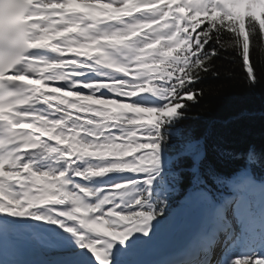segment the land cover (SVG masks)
<instances>
[{
  "label": "bare ground",
  "instance_id": "bare-ground-1",
  "mask_svg": "<svg viewBox=\"0 0 264 264\" xmlns=\"http://www.w3.org/2000/svg\"><path fill=\"white\" fill-rule=\"evenodd\" d=\"M99 1L100 3L96 5H101V8L98 7L86 19H84L86 13L94 9L91 7L92 5L87 6L89 5L87 3L60 0L59 2L62 5H59L55 2L43 0V2L34 4L30 9L29 32L32 33L35 41L34 47L37 46L38 50L40 49L38 52L39 56L34 60H26L27 56H25L24 65L15 71L14 77L22 79L33 86L32 97L28 106L25 107L27 110L24 109L18 114H10L4 117L13 124H16L15 126L25 127L29 130L38 139L40 146L37 149L20 155L19 159L14 158L10 162L9 167L5 169L4 177H0V219H5L10 226L13 225L14 234L17 237L25 239L30 245V252L15 259L21 264H152L153 257L159 251L166 249L164 248L159 251L151 249L153 246V242H151L153 238L151 236L158 230L157 228H159L160 223L153 225V227L151 226L150 230L148 229L149 227L146 228L141 233V231L137 230L138 227L135 228V225L131 229L128 226L121 225L113 214L114 203L120 197L118 194L119 187L125 183L118 180L116 181L118 184L115 182L108 183L107 180L110 179V174L112 177L119 179L126 172L121 166H109L105 164L108 161L107 156H109V160L111 159V163L117 162L124 155L145 150L146 146L135 145L131 150L123 148L120 145L122 143L121 136H115L112 139L111 129L98 130L93 126L97 121V118L93 119L95 117L94 114L84 112V115L79 117L75 122L73 112L69 113L56 108L58 106L65 108L66 105H70L71 101L75 100L79 104L85 103L86 106L92 109L114 107L116 112H119V104L117 106L107 104L114 103L103 101L99 98L103 92H106L100 89L107 87L105 84L111 80L107 76H111L113 80H119L117 76L118 71L103 67L106 55H110L108 48L106 45H102L96 38H92L88 32L90 31L89 26L95 24V17L100 20L106 19V22H109V18H113L108 15L110 11L114 13L115 18L118 17L120 20L123 18L127 19L128 17L124 16V11L129 5L125 3L126 0ZM45 2H49L50 4L43 5ZM242 3L244 10L251 13H254L256 7L264 6V0H242ZM55 15H59L67 23V29L63 35H60L59 31H51L55 24V21L52 19ZM137 16L138 18H136L135 22H143V15ZM110 24L112 25L113 22H110ZM111 32L113 39L121 37L129 40L138 33V29L134 27L133 30H127L121 27V30ZM122 42L129 44V42H125L124 40ZM127 44L124 47L131 54H136L138 52V48L136 47H140L141 45L138 43L135 47L134 45ZM56 49L63 50V54L65 55L64 61H57L55 63V61H51L53 60L51 57H45L47 53L43 51L48 52ZM72 54L84 55L86 57L82 58L84 65L78 62L81 60V57L78 58ZM69 55H71V58ZM91 55L98 57L99 62L101 61L97 68L85 66L91 60ZM55 58L58 59L59 55L57 54ZM106 69L108 71L112 69L116 72L112 76ZM105 70L106 73L103 72ZM74 71L77 73H74ZM84 71L88 74L81 73ZM77 77L100 82L92 84L78 83ZM117 82L115 81V84ZM67 109L71 108L67 107ZM120 109L122 112L130 114L136 111L140 112L125 105H121ZM95 115L99 118L102 117L98 114ZM25 121H28L30 125L23 126L19 123ZM51 137L57 140L56 143L50 141ZM142 139L144 138L127 135L125 141L132 142V140H135L146 143L145 139L144 141H140ZM67 143L74 144L76 146L75 150L65 148ZM102 143L103 146L100 145ZM107 144H114V146L109 147L108 150ZM114 152L116 154H113ZM89 156L91 157L88 158ZM95 157L100 159L96 160ZM71 158L74 159L73 167L67 166ZM102 162L104 164H97ZM63 173L66 176L64 179L61 177ZM80 178H82V181L79 180ZM241 181V179L235 181V186L243 185ZM113 189L116 191L108 193L109 190ZM86 196H89L87 198L90 200V203L87 202ZM61 197H66L70 201V208L64 212L57 211L51 207V202ZM249 202L250 212L253 215H259L258 206L264 205V184L263 187L253 190V194L249 195ZM207 207L204 197L200 196L194 200L191 204L192 215L195 216L193 226L186 223L188 220L184 217L183 224L174 233V239L170 237L174 241L170 242L171 246L167 247L168 249L174 247L178 241L192 237V235L196 237L197 234L203 232V227L210 219L209 213H207L209 208L207 209ZM10 211H16L18 214L14 215L15 212ZM42 211L46 212L50 217H43ZM32 212H40L38 214L40 217L30 218L32 215L37 216ZM107 215V218L114 221V224L123 226L122 230L120 228L115 229L116 236L121 235V237H126L132 232L131 237L128 238V245L124 246V248H119L121 245L119 247L117 245H112L111 247L110 245L111 248H116L119 252V255H117L116 251L115 257L111 259L107 258L111 257V255L97 253L96 247L94 250L92 246L90 250L85 249V251L77 252V249L75 250L76 247H74L75 245L71 242L72 240L67 242L66 239H62L63 235L61 234L63 232L56 225L68 216H73V220L76 223L79 217H86L84 219L91 224L94 218L103 221L105 219L104 216ZM48 218L54 219L56 223L52 225V223L46 221ZM172 219L173 216L163 221V225L160 226L163 230L158 231L165 233L167 231L166 227L171 224ZM175 221L176 219L172 222ZM29 222H33V224ZM94 224L101 227L99 223ZM134 228L138 233L134 232ZM261 233L263 236L264 230ZM46 235L51 236L50 241L46 240ZM103 235L104 237L108 236L104 233ZM130 238H132L133 244H130ZM104 242L102 240V245ZM160 243L163 245L164 241ZM45 244H48V246H45ZM140 246L147 247L148 250L146 249L145 252L141 250V252L137 248ZM72 250L73 253H71ZM147 253H149V256ZM248 261V264L264 263L253 259H249Z\"/></svg>",
  "mask_w": 264,
  "mask_h": 264
},
{
  "label": "trees",
  "instance_id": "trees-1",
  "mask_svg": "<svg viewBox=\"0 0 264 264\" xmlns=\"http://www.w3.org/2000/svg\"><path fill=\"white\" fill-rule=\"evenodd\" d=\"M195 39V61L183 70L188 81L171 86L161 127L169 154L188 143L204 148L197 181L219 190L241 168L264 171V17L210 15ZM189 164L176 163L180 194L191 182Z\"/></svg>",
  "mask_w": 264,
  "mask_h": 264
},
{
  "label": "rangeland",
  "instance_id": "rangeland-1",
  "mask_svg": "<svg viewBox=\"0 0 264 264\" xmlns=\"http://www.w3.org/2000/svg\"><path fill=\"white\" fill-rule=\"evenodd\" d=\"M206 1H208V0H183L182 1V3H181V5H183V6H181L180 5V8H177V15H178V17L180 16L181 17V19L183 18V15H184V13L186 12V11H188L187 9H189V8H192V9H195L196 11H202V12H205L206 10V8L207 9H211V11H215V12H222V13H224V15L226 16V15H229V16H231V14H233L234 13V10H235V13L234 14H236V13H238V12H242V13H244V14H246V15H251V16H253V17H256L257 19H259L260 18V16L262 15V14H264V6H262V7H256L255 8V11H254V13H251V12H247V11H245L244 10V8L242 7L243 6V3H242V0H213V3L214 4H212L211 6H207V7H205L204 6V4H203V2H205L206 3ZM215 1V2H214ZM232 7H234V10H232ZM183 27V26H182ZM183 28H185V27H183ZM171 31H172V28H171V30L169 31V36H170V33H171ZM86 32V31H85ZM87 33V32H86ZM141 39H142V41L143 42H147L149 45H152L153 44V42H154V39L155 38H153L152 39V37L151 36H147L146 37V35L144 36V37H141ZM152 42V43H151ZM144 48H146L145 46H143ZM148 52V51H147ZM151 55V58L153 57V53H150ZM73 56H76V57H81V60H79L78 62L80 63V64H82V65H84V63H83V60H82V58H86V57H84V55H77V54H72ZM71 55H69V57H70ZM144 56H146V55H144ZM71 58V57H70ZM150 58V60H149V62L147 63L149 66H153V68H150V67H148L147 68V70L145 71V77H146V79H145V81H143L142 83L143 84H146L147 83V81L149 80V78H154L155 76H157L158 74H163L164 73V69H162L163 67L160 65V64H158V62L156 63V65L155 64H152V59ZM70 60H72V61H74L73 59H70ZM69 60V61H70ZM66 61V60H65ZM98 61V66H99V64H100V62H99V60H97ZM148 61V59L146 60V62ZM71 62V61H70ZM34 64H35V62H33ZM110 64V65H108V64ZM31 64V63H30ZM164 64V63H163ZM107 65V66H106ZM103 67H106V68H112V69H116L117 70V68H116V66H113L112 65V63L109 61V60H107L106 58H105V65L103 66ZM101 70H102V68H100ZM109 70L108 71V69H106L107 70V72H109V74L110 75H114V72H116V71H114V70ZM106 70L105 71H103V72H105L106 73ZM165 75H166V73H164ZM119 78V77H118ZM139 83H140V81L138 82V83H136V84H134V85H132L131 86V89H128V90H130L131 92H132V90H133V87L135 86L136 88L138 87V85H139ZM107 87H105L104 89H106ZM147 90V89H146ZM104 91H106V90H104ZM132 93H134V92H132ZM145 95L147 96V99H146V97H145ZM133 96H135V98H134V100L135 101H137L136 103H135V105L136 106H138V107H142L141 108V110L142 111H146L149 115H151V117H153V120L152 121H150V124H148L147 122L145 123V125L143 124V123H141V122H139V123H137L138 121H136V122H132V124L133 125H137L138 126V128L137 129H139V130H145L146 129V131L148 132L147 133V138H148V140H149V143H145V150H143V151H140L141 153H138V157L137 158H139V160H138V172L139 173H141V174H144V175H146V174H148V172H153V173H156V172H158L159 170H163L164 171V169L166 170L167 168H168V166H169V162H170V159L168 158V156H167V154H166V152L164 151L165 150V147L162 145V140H161V138H160V136H159V132H158V129L154 126V123H155V118H154V116L152 115V114H154V111H153V105H154V103H155V101L154 100H156L157 99V97L154 95V93L153 92H150V94H149V92H147V91H145V90H140L139 89V91L138 90H136L135 91V93L133 94ZM149 97V98H148ZM124 98V95L122 94V99ZM126 99H128V98H126ZM132 100V99H131ZM151 101V102H148V103H145V101L147 102V101ZM130 103H131V101H129ZM140 105V106H139ZM72 107V106H71ZM72 109H73V107H72ZM90 109H92V108H90L89 106H86L85 107V112H88ZM99 109V108H98ZM104 109V108H103ZM95 113H96V111H97V109H92ZM99 110H102V109H99ZM61 111V110H60ZM140 111V110H139ZM117 113H119V112H117ZM125 113H128V112H125ZM137 114H139L140 116H141V111L140 112H136ZM96 114H98V115H100V116H102L101 118H99V117H97L95 114H94V118L93 119H95V118H97V121H96V124L95 125H93L96 129H98V130H109L111 127L113 128L115 125H118V126H121L120 125V123H119V121H118V119H116V118H111L110 120H108V119H106V117H105V115H101L100 113H96ZM148 115V116H149ZM90 118V117H89ZM103 118L105 119V120H103ZM62 121V120H61ZM101 121V122H100ZM63 122V121H62ZM142 124V126L143 127H141L140 128V125L139 124ZM132 128V127H131ZM143 138V137H142ZM145 139V138H144ZM144 139H142V140H140V141H144ZM146 140V139H145ZM116 144V143H115ZM100 145H102L103 146V143L102 144H100ZM108 145V150H109V147H111V146H114V144L112 145V144H107ZM194 146H190V145H186L185 146V149L183 150L185 153H190L191 151H193L194 150ZM146 149H148V150H146ZM137 153V152H136ZM110 154H112V153H110ZM113 154H116L115 152L113 153ZM135 154V153H134ZM133 153L132 154H130V155H134ZM140 161V162H139ZM200 196L198 195V196H196V197H194V198H192L191 199V201L190 202H188V203H185V204H183L182 206H181V208H180V210H177V211H175V209L173 210H171L166 216H164V217H162L161 218V220L160 219H152V218H149V217H147V216H145L143 219H142V221L144 222V226H146V227H149L148 229L150 230V228H152L153 227V224L152 225H150L149 226V224L148 223H155L154 225H157L158 223H160L159 224V228H157L158 230H163V228H160V226H162L163 225V221H166L167 219H169L170 217H169V214H171V213H173V219H172V221L173 220H175L176 219V221L178 220V222H172L171 221V224L170 225H168V227H166L167 228V231L165 232V233H163V232H159L158 230L151 236L152 238H153V240L151 241V242H153V246H152V250L153 249H155L156 251H159L160 249V247H162L164 244H165V241L164 240H168L167 242H166V245L169 243V242H171V241H174L173 239H174V233L176 232V230L183 224L182 222L184 221V217L188 220V222H186V223H189V225H191V226H193V223H194V217L195 216H193L192 215V208H191V204L194 202V200L195 199H197V198H199ZM129 203L130 204H125L124 206V209H123V212H125L124 213V215L126 214V215H128V216H131V215H133V216H137L138 215V211L140 210V209H142V208H144V206H143V203H142V201L140 200V199H137L136 197H134V198H132L130 201H129ZM133 203H134V206H133ZM147 208V207H146ZM254 208H255V206H254ZM190 209V210H189ZM130 211H133V212H130ZM120 215H121V213H120ZM122 216V215H121ZM128 216H125L124 218L125 219H127V218H129ZM166 218V219H165ZM165 219V220H164ZM186 220V221H187ZM44 221V220H43ZM46 221H51V223H53L52 222V220L50 219V218H48V219H46ZM45 221V222H46ZM65 221H67L66 219H65ZM63 222L62 224L64 225V226H62L63 228L64 227H67V228H65V230H70L71 231V237H70V241L72 240V241H75L76 242V248H75V250L77 249V252H81V251H85V249L87 250H90L92 247H94L93 249L95 250V247H96V249H98V250H96V251H98L97 253H100V254H107V255H110V254H108L106 251H99V249H104L107 245H109V244H112V239H111V237L107 234V233H104L105 235H108L107 237H104V235H103V233H100V232H91L90 233V230H88V229H81V228H78V223H76L74 220H73V222H71V221H68V222ZM142 225V224H141ZM152 226V227H151ZM172 226V227H171ZM157 227V226H156ZM155 228V227H154ZM143 232V230L141 231V233ZM170 232H172L171 234H170ZM73 233V234H72ZM80 233V234H79ZM89 233V234H88ZM138 233V232H137ZM66 234V233H65ZM93 234V235H92ZM132 234V233H131ZM130 234V235H131ZM135 234V233H134ZM169 234H170V236H169ZM172 235V236H171ZM92 236V237H91ZM97 238H96V237ZM95 237V238H94ZM110 237V238H109ZM130 237V236H129ZM170 237H173V239L171 238L170 239ZM110 240H109V239ZM123 237H121V239H122ZM105 239V240H104ZM120 238L118 239V240H116L114 243H116V242H120V240H121ZM131 240H130V244L132 243L133 244V240H132V238H130ZM93 240H94V242H93ZM97 240V241H96ZM100 240V242H98ZM102 240L103 241H105L104 243H103V245H102ZM83 241H84V243H83ZM127 241V239L125 238V240H124V242H126ZM162 241H164V243H163V245H161V243L160 242H162ZM95 242H98V243H95ZM109 243V244H108ZM113 243V244H114ZM93 244H94V246H93ZM96 244H97V246H96ZM106 244V245H105ZM73 245H75L74 243H73ZM115 245H117L118 247H119V244H115ZM165 245V246H166ZM88 246H90V247H88ZM92 246V247H91ZM103 246V247H102ZM88 247V248H87ZM111 247H112V245H111ZM136 248V247H135ZM137 248H139V250L141 251H143V252H145V250L147 249L148 250V248L147 247H142V246H140V247H137ZM78 249H79V251H78ZM71 253H73V250H72V252ZM148 254V256H149V253H147ZM241 264H244V263H241ZM246 264V263H245Z\"/></svg>",
  "mask_w": 264,
  "mask_h": 264
}]
</instances>
